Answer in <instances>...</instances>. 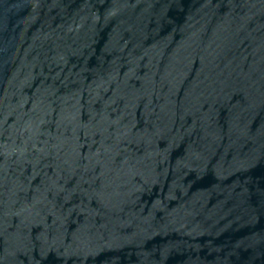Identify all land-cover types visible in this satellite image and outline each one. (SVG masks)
Returning a JSON list of instances; mask_svg holds the SVG:
<instances>
[{
    "label": "water",
    "instance_id": "1",
    "mask_svg": "<svg viewBox=\"0 0 264 264\" xmlns=\"http://www.w3.org/2000/svg\"><path fill=\"white\" fill-rule=\"evenodd\" d=\"M0 264H264V0H0Z\"/></svg>",
    "mask_w": 264,
    "mask_h": 264
}]
</instances>
